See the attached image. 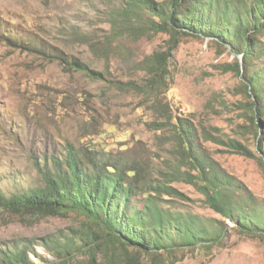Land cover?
Here are the masks:
<instances>
[{"label":"rangeland","instance_id":"rangeland-1","mask_svg":"<svg viewBox=\"0 0 264 264\" xmlns=\"http://www.w3.org/2000/svg\"><path fill=\"white\" fill-rule=\"evenodd\" d=\"M119 1L0 0V190L11 193L36 186L41 182L36 162L44 163L47 155L65 157L68 143L104 148L157 170L165 168L168 159H176L170 131L147 124L156 117L153 102L128 84L142 83L144 70L116 58L111 72L96 79L25 44L26 38H35L104 72L105 62L93 56L87 42L109 30L108 12ZM73 30L80 35L72 36ZM133 45L140 61L157 50L170 52L166 98L175 114L191 118L199 129L206 126L225 140L236 138L256 154L246 156L226 144L204 142L264 211V162L257 158L262 154L256 148L260 134H255L247 118L250 97L242 77L227 69L241 55L208 37L187 35L173 42L167 32L143 36ZM257 62L263 65L264 55ZM174 185L187 198H170L169 206L219 220L225 236L209 248L179 250L173 264H264L262 235L241 232L237 223L211 208L193 185L183 181ZM88 229L87 218L76 212L28 219L5 213L0 217V247L31 241L32 259L45 264V259L56 260L44 248L49 239L86 236Z\"/></svg>","mask_w":264,"mask_h":264},{"label":"trees","instance_id":"trees-1","mask_svg":"<svg viewBox=\"0 0 264 264\" xmlns=\"http://www.w3.org/2000/svg\"><path fill=\"white\" fill-rule=\"evenodd\" d=\"M108 16L109 30L87 42L93 56L105 62L104 72L35 38H26L25 44L96 79L111 72L116 58L144 70L142 83L128 84L153 102L156 117L147 124L170 131L176 159H168L166 167L157 170L104 148L68 143L65 157L47 155L44 163L36 162L41 174L36 186L11 193L0 190V217L10 213L28 219L76 212L87 218L86 236L51 238L45 243L46 251L56 257L45 259V264H173L179 250L209 248L225 236L219 220L169 206L170 198H187L174 185L183 181L225 219L237 223L241 232L264 237V211L204 142L226 144L246 156L256 154L236 138L225 140L206 126L199 129L191 118L175 114L166 98L170 52L157 50L140 61L133 45L143 36L167 32L173 42L180 36L208 37L241 55L227 69L244 81L250 97L247 118L255 134H260L256 148L262 155L257 158L264 162V64L257 62L264 55V0H121ZM71 35L80 33L73 30ZM33 244L0 247V264H37L31 257ZM79 255L84 257L77 260Z\"/></svg>","mask_w":264,"mask_h":264}]
</instances>
